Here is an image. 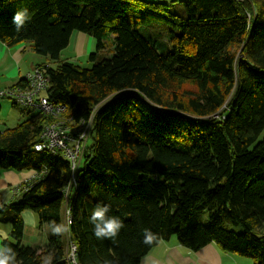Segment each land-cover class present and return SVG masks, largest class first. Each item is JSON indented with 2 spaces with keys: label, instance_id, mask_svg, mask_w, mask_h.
Masks as SVG:
<instances>
[{
  "label": "trees",
  "instance_id": "1",
  "mask_svg": "<svg viewBox=\"0 0 264 264\" xmlns=\"http://www.w3.org/2000/svg\"><path fill=\"white\" fill-rule=\"evenodd\" d=\"M127 8L144 14L132 24ZM22 9L31 18L17 31ZM140 25H151L147 35ZM73 31L96 41L90 67L61 57ZM0 40L44 57L26 74L38 69L42 96L64 107L27 106L36 113L0 129V171L34 173L0 203L11 225L2 246L18 264L48 252L70 264V243L76 264H140L171 236L264 264V0H0ZM27 85L21 76L6 88ZM51 124L85 131L74 168L61 151L34 149ZM97 204L122 221L115 238L94 235ZM25 210L47 225L44 243L22 244Z\"/></svg>",
  "mask_w": 264,
  "mask_h": 264
},
{
  "label": "crops",
  "instance_id": "2",
  "mask_svg": "<svg viewBox=\"0 0 264 264\" xmlns=\"http://www.w3.org/2000/svg\"><path fill=\"white\" fill-rule=\"evenodd\" d=\"M23 44L24 43H20L13 47H7L0 40V78L2 79L1 83L6 85V87L17 82L21 76H24L26 72L30 71L34 67L33 66L31 69H22L20 66L22 54L26 49V45ZM71 45L79 55H83L92 49L93 44L91 37L87 34L79 31H73L67 47ZM7 57H9L18 68L15 72L12 71V74L11 71H7V64L4 63V59H7ZM14 74L19 77L16 81H11L8 76ZM33 176L34 173H28L25 171H14L10 169L0 171V189L6 187L10 190L12 195L13 193L11 189L15 185L23 181H29ZM0 203L7 204L9 201L6 202L5 199H1ZM21 215L24 221V230L28 225L36 227V217L34 213L29 210H25ZM45 231L47 232V228ZM8 233V230L5 231L0 228V234H2L4 238L8 237ZM43 241L44 238L39 243L42 244ZM180 245L181 244L178 241H172L171 239L169 241L160 240L141 259L140 264H252L249 257L225 252L215 243H209L196 251L187 249Z\"/></svg>",
  "mask_w": 264,
  "mask_h": 264
},
{
  "label": "rangeland",
  "instance_id": "3",
  "mask_svg": "<svg viewBox=\"0 0 264 264\" xmlns=\"http://www.w3.org/2000/svg\"><path fill=\"white\" fill-rule=\"evenodd\" d=\"M147 1H158V2L171 3L173 1H179V0H147ZM143 14L144 13L142 12V10L136 9V8H127V10H126V18L132 24L134 23V21H139V19H141ZM137 30L141 34L147 35L149 30H151V25H147V26H141L140 25L137 28ZM91 39H92V44H93L92 45V49L87 51L86 54L79 55L77 53V51L74 49V47L71 45L69 47L64 48L61 51V57L74 60L77 63H79L81 66L90 67L92 65V63L88 60V55H89L90 52H95V50H96V41L93 38H91ZM105 43H106V46H105V49L102 50V55L104 57H109V56H111L112 50H113L112 49L111 39L108 38ZM23 45H26V49H25V52L22 54V61L20 63V66H21L22 69H25V68L31 69L34 66V64L40 63V62H44V57L34 53L29 48V43L28 42H25ZM160 51H162V47H161ZM4 63L7 64V71H11V74H12V71L15 72L18 69L17 65H15L12 62V60H10L9 57H7V59H4ZM18 77L19 76L15 75V74L8 76V78L11 81H16L18 79ZM1 81H2V79L0 78V91L3 90L6 87V85L2 84ZM8 82H10V81H8ZM35 113H36L35 110L28 109V108H25V107H22V106H19V105L16 106V105H14L12 103V101L10 99H8L6 97H2V98H0V129L14 127L19 122H21L22 120L28 118L29 116H31V115H33ZM263 134H264V130L262 131V133H260V137ZM0 194H1L0 201H1V199L2 200L5 199L6 202L7 201L10 202V199L13 197L11 195L10 190H8L6 187H3V188L0 189ZM0 206L2 207L1 204H0ZM3 217H4V215L0 211V226H1L0 228H2L5 231L8 230V232H9V230L11 228V225H10L9 222L4 221ZM206 217H207L206 213L203 212L200 215V221L201 222H205L206 221ZM46 227H47V225H44L43 228H38L37 226L33 227V226H30V225L26 226L25 230H24L23 237H22V244H24V245H29V244L33 245L35 243H39L40 241H42L43 238L45 237L44 233H46V231H45ZM3 239H4V236L2 234H0V246H2V240ZM170 239L172 241H176V242L178 241L175 236H171L169 239H165V240L169 241ZM39 244H41V243H39ZM67 251H68V255H69V253H70L69 246L67 248ZM74 254H75V252H74Z\"/></svg>",
  "mask_w": 264,
  "mask_h": 264
},
{
  "label": "built area",
  "instance_id": "4",
  "mask_svg": "<svg viewBox=\"0 0 264 264\" xmlns=\"http://www.w3.org/2000/svg\"><path fill=\"white\" fill-rule=\"evenodd\" d=\"M24 76L28 83L25 88L19 86L4 88L0 91V98L6 97L13 103L22 107H37L45 113H59L63 111V106L49 102L47 98L43 97L41 94L42 89L47 87V77L43 76L38 69H33L32 72H29ZM67 130L69 129L63 128L57 124L46 126L41 133L40 140L34 144V149L36 151L45 150L51 153L61 151L64 156L71 161L72 168H74L78 155L72 159L69 152L72 148L82 149L84 147L86 133L83 130L79 135L75 132L69 134ZM65 213V223L68 224L70 222L69 211L65 210ZM69 249L70 253L67 257L70 260H74V252L76 249L75 244H70Z\"/></svg>",
  "mask_w": 264,
  "mask_h": 264
},
{
  "label": "clouds",
  "instance_id": "5",
  "mask_svg": "<svg viewBox=\"0 0 264 264\" xmlns=\"http://www.w3.org/2000/svg\"><path fill=\"white\" fill-rule=\"evenodd\" d=\"M30 14L27 9H22L14 14L13 22L16 25L17 31L29 20ZM110 206L107 204H97L92 211L90 222L94 225V235L98 238H115L120 229L124 226L122 221L117 216L108 215ZM54 234H59L61 229L55 228ZM156 234L145 229V243H151ZM54 253L48 252L42 257L41 264H52ZM0 264H18L16 252L8 246H0ZM103 264H119L118 260L105 259Z\"/></svg>",
  "mask_w": 264,
  "mask_h": 264
},
{
  "label": "bare ground",
  "instance_id": "6",
  "mask_svg": "<svg viewBox=\"0 0 264 264\" xmlns=\"http://www.w3.org/2000/svg\"><path fill=\"white\" fill-rule=\"evenodd\" d=\"M63 108H64V107H63ZM82 149H83V148H82ZM80 150H81V149H75V148H72V149L70 150V152H69L70 157H72V159L75 158V157L79 154ZM65 222H66V221H65ZM70 244H72V243H70ZM69 246H70V245H69ZM75 250H76V249H75ZM66 260H67L68 263H70V264H76L74 260H70L68 257L66 258Z\"/></svg>",
  "mask_w": 264,
  "mask_h": 264
}]
</instances>
